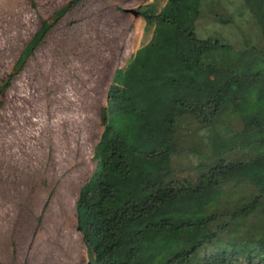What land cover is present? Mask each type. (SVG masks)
Segmentation results:
<instances>
[{
  "label": "trees",
  "instance_id": "1",
  "mask_svg": "<svg viewBox=\"0 0 264 264\" xmlns=\"http://www.w3.org/2000/svg\"><path fill=\"white\" fill-rule=\"evenodd\" d=\"M81 1L41 22L0 94ZM217 1L133 9L151 37L114 70L75 201L89 264H264V0H227L226 11L242 2L261 33L262 46L241 49L198 36L206 15L234 21L213 13ZM180 154L195 159L196 178L174 175Z\"/></svg>",
  "mask_w": 264,
  "mask_h": 264
},
{
  "label": "rangeland",
  "instance_id": "2",
  "mask_svg": "<svg viewBox=\"0 0 264 264\" xmlns=\"http://www.w3.org/2000/svg\"><path fill=\"white\" fill-rule=\"evenodd\" d=\"M67 1L0 0V80L41 22ZM147 2L159 8L165 0H82L0 94V264H89L75 201L94 167L99 111L114 70L151 37L133 11ZM215 5L213 13L234 14V21L206 15L199 37H216L235 49L263 45L242 2L229 11L227 0ZM193 161L180 154L174 175L196 178ZM260 181L264 185V177Z\"/></svg>",
  "mask_w": 264,
  "mask_h": 264
}]
</instances>
